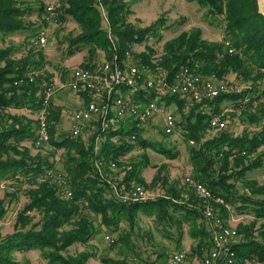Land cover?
<instances>
[{
	"label": "trees",
	"instance_id": "1",
	"mask_svg": "<svg viewBox=\"0 0 264 264\" xmlns=\"http://www.w3.org/2000/svg\"><path fill=\"white\" fill-rule=\"evenodd\" d=\"M188 1L197 2L205 9L207 17L220 19L224 23L225 40L232 42L236 52L229 54L225 42L211 43L203 38L202 29L194 28L168 41L157 62L155 50L148 48L145 52L135 54L136 60H132V63L151 70L160 67L168 72L170 82L174 81L176 73L182 67H190L197 74L220 80L232 72L245 77H252L255 73L258 75L257 79H263L264 13L260 9L259 0ZM100 4L107 12L120 62L128 61L127 53L132 55V46L144 44L156 32L157 24L145 29H135L128 21L131 12L127 0H63L58 9L61 12L58 20L66 21L71 17L79 24L82 33L71 44L88 47L90 59L101 50L105 53L106 60H112L115 51L104 25ZM24 5L23 0H0V189L3 183L10 181H26L31 186L25 191L30 201L18 214L15 232L0 239V264H17L12 260V255L32 250L40 252L42 258L50 264H86L91 257L89 254H81L75 258L68 257L65 253L74 244L88 243L94 238L96 227L91 219L92 215L101 217V223L116 232L122 221L128 222L131 230H134L140 213L155 217L158 224L164 223L165 236L177 245H181L184 226L189 224L190 234L197 242L193 251L202 257V250L210 245V235L205 227L204 200L193 196L185 200L179 192L169 188V198L124 204L112 195L110 185L97 172L94 164L97 158L104 159L106 165L113 161L122 166V157L133 149V144L129 145L125 141L127 132L110 131L102 143L101 152L96 156L92 146L86 145L80 138L73 139L69 135L55 138L60 112L53 107L49 108L50 142L55 151L64 149L66 152L67 176L64 179L65 186L73 192L71 199L62 196L63 186L49 175L55 169L54 163L50 161L51 156L32 155L27 143L36 146L38 122L24 115L14 114L11 110L26 108L36 113L41 105L39 92L42 83L48 82L50 76L46 74V77H42L35 73L45 66L41 51H31L24 58L18 59L14 47L4 46L6 39L28 30L32 32L33 38L38 37L39 33L35 34L36 30L26 24L25 18L32 15L33 11H38L41 15L46 7L42 5L35 10ZM32 45L36 46L34 43ZM91 67L89 68L94 69L95 66ZM31 72L37 75L34 82L27 80L22 84H15ZM258 89L256 84L253 90L255 92L252 93H257ZM262 92L264 94V90ZM252 93H227L212 102H204L185 116V124L180 121L179 125L184 126L187 142L194 140L199 143V147L192 148L190 152L198 179L227 205L251 211L257 219L264 220V184L248 179L249 173L264 169V153L250 159V156L264 146V127L258 132L244 133L241 136L222 133L205 141H202L201 134L210 126V120L220 115L224 102L239 108L258 102L259 97ZM83 97L88 100V92H83ZM152 98L153 95L147 96L144 92L136 96L137 100L143 102ZM247 98H250L249 102H245ZM184 102L179 96L166 98L167 105L176 103L181 107ZM204 104L212 107L215 112L198 110ZM252 122L258 121L254 118ZM134 131L135 129L132 130ZM117 134L122 136L121 143L118 144L110 141ZM137 143L145 150L153 149L169 158L177 157L176 153L166 149L160 142L156 146L138 135ZM132 165L123 182L129 186L134 181L145 183L138 170L139 163ZM232 179L248 183L251 194L241 196L235 192L230 184ZM253 195L259 198H254ZM14 198L16 197L13 195ZM180 200L184 202H179ZM1 203L0 217L6 213ZM221 208L222 217L228 219L227 208ZM35 211L41 214V220L31 224L30 214ZM237 231L243 237V241L235 246L238 263L245 264L251 260L264 263V225L256 238L253 228L240 225ZM130 236V233H126L122 241L131 244ZM102 263L129 264L126 258L120 257H105Z\"/></svg>",
	"mask_w": 264,
	"mask_h": 264
},
{
	"label": "rangeland",
	"instance_id": "2",
	"mask_svg": "<svg viewBox=\"0 0 264 264\" xmlns=\"http://www.w3.org/2000/svg\"><path fill=\"white\" fill-rule=\"evenodd\" d=\"M62 1L63 0H23L25 4L24 7H31L35 10L41 8L42 5H44V7L53 5L57 10L58 19L61 14V12H58V9L62 6ZM127 3L130 6L129 9L131 12L128 16V21L135 29H145L157 24L156 32L150 35L149 39L146 40L144 44L132 46L131 56L133 60H136L135 54H140L145 52L148 48H153L156 52L154 56L155 62H157L161 58V55H163L164 45L168 41L194 28L202 29L203 38L211 43L226 42L224 23L220 19L215 20L211 17H207L205 15V9L197 2H190L188 0H127ZM259 4L261 11L264 13V0H259ZM44 13L43 11L40 15L38 11H33L31 13L32 15L25 18V22L28 26L36 30L35 34L39 33L38 36L46 37L47 42L45 44L33 46L31 40L35 37L33 38L32 32L28 30L24 33L9 37L6 39L4 46L14 47L16 49V58L18 59L24 58L31 51H41L44 56L45 66L40 71H34L42 77H46V74H48L50 76L48 82L55 83V94H57L62 86L61 84L66 82L72 71L77 68L88 69L92 65L96 67L106 60V55L99 50L96 56L90 59L91 52L88 47L71 44V41L82 33L79 24L71 17H68L66 21L57 20V22L52 23L44 18ZM257 76L258 75L255 73L252 74V77H245L244 75L239 76L235 72L230 73L223 80L212 76H203L205 79H211L217 84H226L230 92L235 94H241L245 91H251V93L255 92L253 90L256 84H258V92L252 94L259 98L258 102H255L253 105L240 108L236 106L233 107L229 102H224L219 113L222 117L224 126L220 129H213L207 126V130L205 129L202 133L200 132L203 135L202 141L209 140L222 133H228L232 136H241L244 133H255L264 127V94L262 92V90H264V78L257 79ZM249 101L250 98H247L245 102ZM184 103L186 104V102ZM185 104L181 105V107L176 103L170 104L179 107L177 111L178 122L181 121L184 124L185 116H188L193 108L198 106H190L188 109L185 107ZM198 110H204L205 113L215 112V110L207 104L201 105ZM11 112L24 115L30 120H37L35 113L30 109H12ZM254 118H256L258 122H252ZM36 127H38V125H36ZM183 127L184 126L180 124L178 132L172 137H163L162 134H156L155 130L152 134V142L155 143L156 146H158L162 138H166L164 144L166 149H170L173 153H176L177 157L169 158L159 151L153 149L145 150L136 142L132 145L133 149L122 157V166H119L117 171L112 172L108 170V166L105 165V174L108 176V179L114 184L123 183L126 188H129L130 186L123 181L131 170L132 164L139 163L138 170L141 172V176L145 183L134 182L146 189L148 201L157 200L159 198H169L167 192L169 188L175 189L185 200L191 196L196 199H202L193 188L188 187L186 184L187 178L200 181L190 159L191 149L198 148L199 143L196 141L195 145H191L190 142H187ZM132 128L133 127H130L126 130L128 137L131 136ZM67 134L68 133L65 131L58 133L57 130L56 136ZM27 147L31 150L32 155L36 156L40 154L44 157L51 156L50 161L55 165L54 171L65 177L67 176L65 170L66 152L64 149L55 151L51 142L40 148L35 146V144L27 143ZM263 153L264 146L250 156V159L253 160ZM248 179L256 180L260 185L264 184V169L249 173ZM55 182L57 183V181ZM230 184H232L233 190L241 196L251 194L248 183L243 182V180L235 181V179H232ZM30 187L31 186L26 181H10L2 184L0 189V202H2L1 206L6 210V213L0 217V239L15 232L18 214L30 201L25 195V191ZM13 195L16 198L13 199ZM253 197L259 198L256 195H253ZM179 202H184V200H180ZM205 202L206 204L211 203L215 207H219V209L221 207L227 208L231 220H228V218L226 223L230 227L238 228L240 225L247 226L253 228L255 238L259 236V232L264 225V220L257 219L251 211L236 208L233 205H227L226 202L224 206L215 204V201L205 200ZM30 216L32 217L31 224L41 220V214L37 211L31 213ZM91 219L96 227L94 238L88 243L74 244L65 253L68 257L74 256L75 258L81 254H89L91 257L86 264H103L102 260L105 257L126 258L129 264H156L155 262H159L160 260V264H166L168 252L177 245L172 239L165 236V231H163L164 223L158 224L155 217L147 216L144 213L139 214L137 226L134 230H131L128 222L122 221L118 231L114 232L101 223V217L92 215ZM207 224V220L205 219V227L211 238L212 229ZM126 233L131 234L129 237L131 244L128 242L126 244V242L122 241ZM106 236L112 237L115 242L111 243L106 239ZM239 240L242 242L243 237L241 236ZM133 245L135 246L133 247ZM181 245L184 249L180 251H185L187 253V262L192 264L193 258L197 256L193 251L197 242L194 241L190 234L189 224L184 226V235ZM12 260L17 264H50L47 260L42 258L40 252L35 250L17 252L12 255ZM245 264L264 263L251 260L247 261Z\"/></svg>",
	"mask_w": 264,
	"mask_h": 264
},
{
	"label": "built area",
	"instance_id": "3",
	"mask_svg": "<svg viewBox=\"0 0 264 264\" xmlns=\"http://www.w3.org/2000/svg\"><path fill=\"white\" fill-rule=\"evenodd\" d=\"M104 24L107 34L112 42L115 51L112 60H105L94 69H75L69 81V86L75 92H88L89 99L71 117V130L69 136L73 139L80 138L86 145L92 146L93 153L98 156L101 152L102 143L106 140L107 134L113 132H126L130 127L134 132L125 141L134 144L138 140V135L143 140L152 141L153 131L162 134L163 137L174 136L178 132L179 122L175 111L166 104V98L179 96L185 100L186 108L200 105L204 102H212L223 94L231 93L226 84L215 83L211 79H205L202 75L192 71L190 67H182L175 75L174 81L168 79V72L158 67L156 70L138 67L132 63L129 53L128 61L120 62L115 38L112 34L107 12L100 4ZM44 18L49 22H57V11L53 5L46 6ZM47 42L46 37L38 36L32 40L36 46ZM225 46L229 54H234L235 48L232 42L226 40ZM36 74L30 73L26 77L15 82L16 85L28 80L35 81ZM127 92V93H126ZM142 92L146 95H153L148 102L137 100L136 96ZM56 93L55 83L43 81L39 94L41 95V105L36 111L38 122V137L36 146L42 147L50 143L49 132V108L53 96ZM224 126L221 115H217L210 120V127L220 129ZM137 129V131H136ZM160 132V133H159ZM122 136L117 134L111 137V142L121 143ZM162 138L159 142L165 144ZM164 141V143H163ZM195 145V141H190ZM95 168L104 181L110 187L112 195L121 203L147 202L148 194L143 186L133 182L129 188L123 183L114 184L105 174L104 159L97 158L94 161ZM108 170L115 172L119 166L116 162H110ZM49 175L63 186L61 194L65 199H71L73 192L65 186V177L51 170ZM188 187L204 200L215 201V204L224 206L225 201L214 196L213 192L202 182L192 178L186 179ZM227 206V205H226ZM204 217L207 225L212 229L210 245L204 248L203 264H239L235 246L239 244L240 236L237 229L230 227L220 213L219 207L205 202ZM228 220H231L230 218ZM111 243L115 240L106 236ZM187 253L180 251L172 254L168 264H184L187 260Z\"/></svg>",
	"mask_w": 264,
	"mask_h": 264
},
{
	"label": "crops",
	"instance_id": "4",
	"mask_svg": "<svg viewBox=\"0 0 264 264\" xmlns=\"http://www.w3.org/2000/svg\"><path fill=\"white\" fill-rule=\"evenodd\" d=\"M130 60L132 61L133 58H130ZM72 72L70 73L69 78L66 80V82L64 84L60 83L62 86L59 89V93H57L53 96L52 101H51V105H50V107H53V109L60 112L59 122H58V125L56 126L58 133L65 131L68 133L67 135H69L70 130H71L72 114L76 110L80 109L86 102V99L83 97V92H75L69 86V81H70ZM168 107L171 110L175 111L177 116H178V113H177V111L179 110L178 106L175 107L174 105H168ZM56 134H57V132H56ZM56 134H55V137L62 136V135L56 136ZM181 247H182V245H175V247H173L171 249V251L168 252L166 264H168V260L174 252H177V251H180L181 249H184L183 247L182 248ZM195 254L197 256L195 258H193L192 264H203V255L201 257L197 253H195ZM159 262H155V263L160 264ZM184 264H190V263L187 262V260H186Z\"/></svg>",
	"mask_w": 264,
	"mask_h": 264
}]
</instances>
